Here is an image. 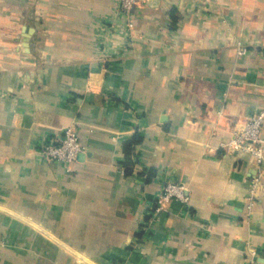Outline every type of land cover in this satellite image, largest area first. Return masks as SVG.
<instances>
[{"label":"crops","instance_id":"0c3cea01","mask_svg":"<svg viewBox=\"0 0 264 264\" xmlns=\"http://www.w3.org/2000/svg\"><path fill=\"white\" fill-rule=\"evenodd\" d=\"M117 5L0 0V264L264 263V157L226 145L264 108V0Z\"/></svg>","mask_w":264,"mask_h":264},{"label":"built area","instance_id":"2783aa9c","mask_svg":"<svg viewBox=\"0 0 264 264\" xmlns=\"http://www.w3.org/2000/svg\"><path fill=\"white\" fill-rule=\"evenodd\" d=\"M147 0H117L118 11L126 18L125 26L130 29L133 25L134 9ZM246 50L240 48L238 53L242 54ZM264 122V108L258 113L247 117L244 121L235 124L231 138L226 145L231 149H241L249 152L256 163L258 169H261V163L264 157V136L261 135V129ZM84 151L79 134L73 125L66 126L62 131V136L57 142L44 143L41 152L47 158L69 165L77 161L78 154ZM260 188L259 176L253 178L251 193ZM172 198L187 201L184 187L175 182H166L160 193L155 196L151 205V212L156 213L164 210L167 202ZM251 198V197H250ZM259 253L256 249L250 247L247 251L245 264H264L259 259Z\"/></svg>","mask_w":264,"mask_h":264},{"label":"trees","instance_id":"16d2710c","mask_svg":"<svg viewBox=\"0 0 264 264\" xmlns=\"http://www.w3.org/2000/svg\"><path fill=\"white\" fill-rule=\"evenodd\" d=\"M137 135L134 136V138H132L131 140L127 141L124 145V150H125V154L127 156H129V153L131 152V146L135 143V141L137 140ZM129 159L127 158V161ZM125 172L126 174H130L132 172V167L131 165H129L128 163L126 164V167H125Z\"/></svg>","mask_w":264,"mask_h":264}]
</instances>
